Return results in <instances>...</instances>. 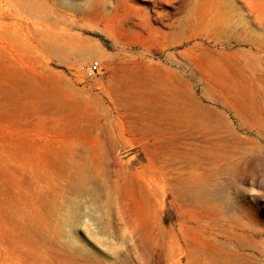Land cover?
Returning <instances> with one entry per match:
<instances>
[{
  "label": "rangeland",
  "instance_id": "1",
  "mask_svg": "<svg viewBox=\"0 0 264 264\" xmlns=\"http://www.w3.org/2000/svg\"><path fill=\"white\" fill-rule=\"evenodd\" d=\"M0 264H264V0H0Z\"/></svg>",
  "mask_w": 264,
  "mask_h": 264
},
{
  "label": "built area",
  "instance_id": "2",
  "mask_svg": "<svg viewBox=\"0 0 264 264\" xmlns=\"http://www.w3.org/2000/svg\"><path fill=\"white\" fill-rule=\"evenodd\" d=\"M98 67H99L98 62L94 61V62H92L91 66H90V71H92V72L96 71L98 69Z\"/></svg>",
  "mask_w": 264,
  "mask_h": 264
},
{
  "label": "trees",
  "instance_id": "3",
  "mask_svg": "<svg viewBox=\"0 0 264 264\" xmlns=\"http://www.w3.org/2000/svg\"><path fill=\"white\" fill-rule=\"evenodd\" d=\"M95 35L98 36L100 39H102L104 42L106 41V40L103 38L102 35H100V34H95Z\"/></svg>",
  "mask_w": 264,
  "mask_h": 264
}]
</instances>
